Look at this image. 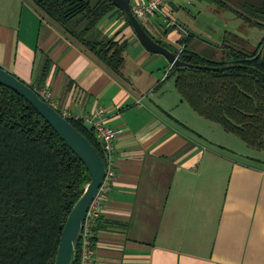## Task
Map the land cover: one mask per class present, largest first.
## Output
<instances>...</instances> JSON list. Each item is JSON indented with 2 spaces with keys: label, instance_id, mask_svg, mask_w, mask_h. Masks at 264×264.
Here are the masks:
<instances>
[{
  "label": "crops",
  "instance_id": "1",
  "mask_svg": "<svg viewBox=\"0 0 264 264\" xmlns=\"http://www.w3.org/2000/svg\"><path fill=\"white\" fill-rule=\"evenodd\" d=\"M155 17L146 19L149 31L179 50V28L162 37L166 26ZM90 37L129 39L121 75L42 18L31 0H0V66L47 89L68 117L121 130L92 264H264V159L242 162L209 147L225 146L224 137L208 134L211 125L166 85L172 64L163 74L147 65L154 52L118 12ZM232 39L226 45L255 48Z\"/></svg>",
  "mask_w": 264,
  "mask_h": 264
},
{
  "label": "trees",
  "instance_id": "2",
  "mask_svg": "<svg viewBox=\"0 0 264 264\" xmlns=\"http://www.w3.org/2000/svg\"><path fill=\"white\" fill-rule=\"evenodd\" d=\"M31 1L42 18L57 23L97 60L121 75L129 39L90 37L113 11L123 16L111 0ZM198 1L232 11L245 23L264 29V0ZM141 22L157 42L173 47L154 36L146 20ZM174 28H164L162 37ZM194 38L193 33L180 36V59L194 65L230 66L214 71L171 65L167 77L174 75L176 90L197 115L264 152V41L253 49L224 44L223 55L215 58L192 48ZM69 120L106 166L105 152L93 128L82 119ZM89 181L84 163L46 119L23 96L0 84V264H54L66 218ZM99 222L97 217L92 248L103 228ZM80 259L78 244L73 264H80Z\"/></svg>",
  "mask_w": 264,
  "mask_h": 264
},
{
  "label": "water",
  "instance_id": "3",
  "mask_svg": "<svg viewBox=\"0 0 264 264\" xmlns=\"http://www.w3.org/2000/svg\"><path fill=\"white\" fill-rule=\"evenodd\" d=\"M121 10L135 36L150 52L163 54L172 65L178 67H196L206 70H223L226 66L194 65L180 59L176 53L157 42L144 28L142 22L132 10L131 0H111ZM0 84L7 86L23 96L53 127L69 148L84 163L90 181L83 193L73 205L61 231L54 264H73L75 251L79 244L89 206L106 176V166L91 143L72 125L69 118L13 73L0 66Z\"/></svg>",
  "mask_w": 264,
  "mask_h": 264
},
{
  "label": "rangeland",
  "instance_id": "4",
  "mask_svg": "<svg viewBox=\"0 0 264 264\" xmlns=\"http://www.w3.org/2000/svg\"><path fill=\"white\" fill-rule=\"evenodd\" d=\"M175 1H170L163 9L164 13L161 12L158 14L159 17H154L159 21L160 26H175L174 30L179 28V30H175L179 37L181 35L185 36L186 33L190 34L193 31L196 37L194 36L191 46L204 56L213 57L212 53L215 54L217 50L223 48L222 45L227 44L228 41H235L232 39L233 35L238 36L240 40L243 39L246 42H250V45H253L252 47H256L262 40L264 41V29L250 26L240 17H236L232 11L221 9L214 4L203 1L179 0V4ZM158 32L163 34L164 29H158ZM128 48L130 46L127 47V50H129ZM152 54L154 59L149 61L147 65H156V71H160L163 74L169 69L168 67L171 63L163 54ZM165 83L175 87L174 75L171 74ZM198 117L211 125L212 128L205 129L208 134L215 138L224 137L220 142H225V146H216L211 142L207 143L213 150L222 149L228 152L232 158L247 163L258 164L256 159H264L263 151L249 147L237 135L226 132L219 124L205 120L199 115ZM244 155H249L250 157L242 159L241 157Z\"/></svg>",
  "mask_w": 264,
  "mask_h": 264
},
{
  "label": "built area",
  "instance_id": "5",
  "mask_svg": "<svg viewBox=\"0 0 264 264\" xmlns=\"http://www.w3.org/2000/svg\"><path fill=\"white\" fill-rule=\"evenodd\" d=\"M170 1L172 0H132V10L140 21H145L148 17L158 16V14H160L161 12L164 13L163 9L168 5ZM181 50L182 47L180 48V52ZM180 52L176 54L178 57ZM37 92L41 98H43L45 101H47L53 107L56 108V102L47 89L38 88ZM62 114L68 117L65 111H63ZM73 118L82 119L79 117ZM84 120L91 123V127L93 128L97 139L102 144L107 160L105 179L102 185L97 190V193L89 206L84 222V227L79 240L81 251L80 264H92V258L94 253L91 244V237L94 234L93 226L95 225L97 217H99L104 202L107 200V193L110 189L111 182L115 175L116 164L114 158V140L120 134L121 130L106 126L101 120L92 121L90 117H85Z\"/></svg>",
  "mask_w": 264,
  "mask_h": 264
},
{
  "label": "flooded vegetation",
  "instance_id": "6",
  "mask_svg": "<svg viewBox=\"0 0 264 264\" xmlns=\"http://www.w3.org/2000/svg\"><path fill=\"white\" fill-rule=\"evenodd\" d=\"M180 48H181V46L179 47V51H178V52H180ZM178 52H177V53H178ZM180 53H181V52H180Z\"/></svg>",
  "mask_w": 264,
  "mask_h": 264
}]
</instances>
